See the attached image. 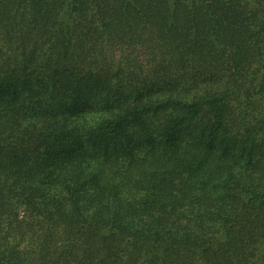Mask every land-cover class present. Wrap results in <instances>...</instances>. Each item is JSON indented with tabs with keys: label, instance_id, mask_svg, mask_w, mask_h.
I'll return each mask as SVG.
<instances>
[{
	"label": "trees",
	"instance_id": "16d2710c",
	"mask_svg": "<svg viewBox=\"0 0 264 264\" xmlns=\"http://www.w3.org/2000/svg\"><path fill=\"white\" fill-rule=\"evenodd\" d=\"M0 264H264V0H0Z\"/></svg>",
	"mask_w": 264,
	"mask_h": 264
}]
</instances>
